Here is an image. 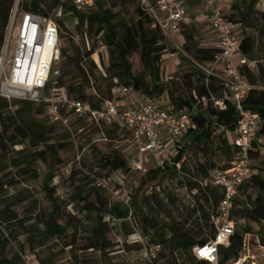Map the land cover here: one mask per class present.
Instances as JSON below:
<instances>
[{"label": "trees", "instance_id": "1", "mask_svg": "<svg viewBox=\"0 0 264 264\" xmlns=\"http://www.w3.org/2000/svg\"><path fill=\"white\" fill-rule=\"evenodd\" d=\"M15 1L0 0V58L1 51L5 46ZM116 1L137 4L138 18L132 21L122 18L115 11L116 4L113 7H107L105 0H98L94 9L77 13L75 16L77 29L85 30L83 49L72 38L68 40V48H61V56L66 58V63L64 65L65 71L61 74L60 84L68 87L74 100L89 102L94 109L101 110L104 101L114 100L117 93L128 88L134 93L150 98H160L167 94L171 103V111L179 112L189 111L194 107L198 98L207 96L209 92L223 95V85L216 78H209L195 64L196 76L195 74L185 76L188 90L175 94L172 86L179 79L174 78L170 83L166 80L165 56L168 51V44L153 16L141 8L140 0ZM260 1L245 0L243 8L237 7L239 20L233 16L227 18L236 27L238 24H242L247 28H260L261 40H263L264 12L256 10ZM44 2L46 0H26L23 10L47 15L48 13L42 8ZM55 3L58 7L61 1L55 0ZM66 11L67 14H71L73 10L66 5ZM62 28L63 34H66L68 30L65 28L64 22H62ZM241 36L243 41L242 55L259 62L257 74L243 70L247 80L260 88V90L250 92L244 103V108L260 115L262 122L259 135L264 136V65H262V61L256 59L260 50V48L258 49L259 43L254 37L245 34ZM92 37H96L98 40L91 47L89 39ZM97 45H100V49L110 51L109 66L105 65V60L98 52ZM183 51L191 55L193 60L202 66L214 62L219 54L218 49H197L193 44L185 46ZM69 52L73 53L72 57L68 56ZM136 55L143 65V75H138L133 71L132 58ZM96 56L98 60L95 59ZM68 78L71 79L69 83L66 81ZM93 79H102L108 83L107 90L102 96L100 95L97 101L94 96L87 97L85 95L86 90L94 88ZM181 83L184 84L183 81ZM14 107L17 109L14 110ZM44 114L51 122L48 108L44 105L25 101L9 102L0 99V264H24L25 257L35 254L38 246H45L55 239L65 238L71 225L74 228L75 240L70 244V247L74 248L77 235L80 232L81 217L84 215L87 217L93 214L97 215L92 228V240L85 247L86 251L99 252L105 255L113 247L114 244L109 236L111 228L105 221L107 216L112 220L121 221L127 229V234L130 237L133 236L132 227L127 224L129 209L122 203L116 202L113 196L109 200L105 191L102 190L107 187L93 188L87 192L85 191L86 187L78 188L74 199L81 202L83 206L76 208V215L69 220L71 224L65 225L62 207L59 199L55 197L58 188L52 186L54 174L43 181L41 189L48 198L51 209L48 212L39 211L36 214V211L32 209L34 203L30 209L27 208L32 214L31 220L35 219L36 225L29 226L30 220H25L18 212V208L27 204L31 199L30 187L39 184L41 179L38 169L39 163H47L51 160L54 164H61L63 161L60 152L66 146L59 144V142H52V138H50L53 132L51 126L39 119ZM239 120L240 114L233 102L228 103L226 111H219L211 104L202 106L193 116V126L184 136L182 143L179 144L171 163L165 169L158 168L147 172V180L156 182L157 190L160 188L158 185L167 182L168 178L171 180L176 177L181 178L184 185L179 190L181 197L177 195V200L174 199L175 201H173L174 206L181 207L182 204L189 203V207H192L200 217L197 222V230L183 232L179 223L163 226L162 229H159V220L155 216L149 217L145 216L144 213L142 214L144 222L150 224L155 230V235L159 237V240H155L154 244L161 247L164 252H169L171 256L180 252L188 255L194 262L196 261V264H202L193 257L194 249L197 246L207 244L215 237V229L210 223V215L213 205L217 207L221 201V192L216 188L204 191L201 189L199 181L217 170L227 169L237 157L238 151L234 147L230 135L227 133L219 134L218 128L224 127L227 130H232L237 126ZM78 121L90 123L85 119H78ZM90 124L95 130L102 132L100 128ZM119 130L128 131L120 125L104 128L106 139L114 140V133ZM16 147H22V149L15 151ZM194 150L205 153V155L210 151L211 154L215 155V158L221 160V155L224 152L227 155L226 162L224 161L225 164L222 166L212 159V162L210 160L206 164L200 163L198 176L197 174L191 176L186 172L185 165L189 152ZM217 151H220L219 155ZM129 157L130 155L126 156L120 150H115L110 156L100 161V167L108 172L106 181L115 173L129 172ZM257 158L264 161V158L254 155V160ZM73 175L75 176L76 173ZM186 178L188 179L186 180ZM20 186H27V188L11 192V189ZM145 186L146 182H143L138 192L143 191ZM250 190H255L256 194H248L247 202L242 203L241 210H236L239 202L237 199L235 201L233 217L237 216L242 219L246 223V227L236 230L230 243L221 247L222 264H232L238 260L243 254L244 244L247 240L256 255L264 251V178L255 174V170L252 179L245 182L240 188L239 196H241L242 191L249 192ZM131 198V205L134 208L133 190H131ZM205 203L209 205L208 208L204 206ZM204 224L211 227L210 235L206 234ZM253 225L261 227L260 232L254 233ZM203 235L206 237H202ZM20 236H27V241L20 245V249L13 256L9 257V249ZM51 263L50 259L40 261V264ZM72 263L99 264L98 261L93 260L83 263L77 255L72 258Z\"/></svg>", "mask_w": 264, "mask_h": 264}, {"label": "built area", "instance_id": "2", "mask_svg": "<svg viewBox=\"0 0 264 264\" xmlns=\"http://www.w3.org/2000/svg\"><path fill=\"white\" fill-rule=\"evenodd\" d=\"M201 1L209 15L219 50L212 68L202 70L223 85V95L209 92L207 96L198 98L192 109L179 112L164 107L162 97L157 100L149 98L140 105L131 104L123 109L114 100H106L101 110L94 109L89 102L74 100L68 87L60 84L61 73L56 69L61 61L62 22L66 16L75 17L77 13L94 9L98 0H62L60 6L47 15L24 11L26 0H16L3 57L0 58V99L44 105L48 108L51 122L65 126H69L74 117L85 119L100 128L105 140L106 127L120 125L131 132L133 151L138 156L129 160V172L115 173L108 179L109 184L98 183L99 188H104L114 186L113 182L117 181L111 193L116 202L129 209L128 220L133 216L132 174L143 172L149 157L156 160L158 168L165 169L174 158L181 140L192 128L193 116L199 108L211 104L219 111H226L228 103L233 102L240 120L234 129L219 127L218 133L230 135L238 155L227 169L217 170L199 181L204 191L219 189L221 201L217 207L213 205L210 215L215 237L207 244L197 246L193 254L202 264H222L220 249L230 243L236 232L233 214L239 190L254 175V155L264 158V136L259 135L261 117L244 108L250 92L260 88L247 80L243 70L254 72L259 62L242 55L241 33L221 10L220 0ZM66 5L72 8L71 14L66 13ZM140 5L153 16L167 44L173 42V36L179 34L183 26L190 24L184 0H140ZM47 47L50 50L45 60ZM10 51L13 53L9 58ZM165 74L168 83L174 80L168 68ZM120 92L126 98L134 93L128 88ZM136 236L134 234L131 238ZM232 264H258L248 240L243 254Z\"/></svg>", "mask_w": 264, "mask_h": 264}, {"label": "rangeland", "instance_id": "3", "mask_svg": "<svg viewBox=\"0 0 264 264\" xmlns=\"http://www.w3.org/2000/svg\"><path fill=\"white\" fill-rule=\"evenodd\" d=\"M58 1L60 2L62 0ZM244 2L245 0H235V2L232 3V9L228 11L227 14L239 20V15L236 10L237 7L243 8ZM105 4L107 7H113L114 4H116L117 7L115 11L119 13L122 18L129 21L138 18L137 4L131 2L126 4L123 1L116 0H105ZM56 7L55 0H46L42 8L46 13H51ZM258 8L264 10V1L259 2ZM63 22L68 32L62 35L61 48H68V40L72 38V40L83 49V33L85 30L77 29V18L74 16H66ZM253 32L254 36L259 39L260 50L256 59L262 61V65H264V39L261 40V30L260 28H253ZM89 40V45L92 47L98 39L92 37ZM97 49L103 56L105 65L109 66L110 51L108 49H100V45H97ZM12 51L9 52V58L13 53ZM1 53V57H3L4 48ZM68 56L72 57L73 53L69 52ZM95 59L98 60L97 56ZM132 61L134 64L133 71L138 75H143L144 68L139 57L137 55L134 56ZM65 63L66 58L61 56V61L56 66V69L61 74L65 71ZM195 72L196 70L193 64L188 62L184 63L183 67L175 75V79H179V81L175 82L176 84L173 86L171 85L175 94L188 90L185 76L189 74H195L196 76ZM70 80V78L66 79L68 83ZM182 81L184 82L183 85L181 83ZM92 84L94 88L86 90L85 95L87 97L94 96L97 101L100 95L102 96L107 90L108 83L102 79H93ZM16 109L17 107H14V110ZM39 119L51 126L53 132L50 138H52V142H59V144H64L66 146L65 149L60 152L63 161L61 164H54L51 160L47 163H39L38 169L41 174L39 184L35 187H30L31 199L28 201V205L24 204L20 206L18 212L25 220H30L29 226L36 225L35 219L31 220L33 217L31 216L32 214L29 213L30 206L34 203L32 209L36 211V214L39 211L48 212L51 209V204L44 193H42L41 189L43 181L51 174H54L52 186L58 188L55 197L59 199L62 207L64 216L63 222L65 225H70L71 223H69V220L76 215V208L83 206L81 202L74 199L77 194V189L83 186L86 187L85 191L87 192L93 188L99 189L98 183L100 182H107L109 184V182L106 181L108 172L100 167V161L110 156L115 150H120L126 156L130 155V160L138 156L137 152L133 151L132 134L126 130H119L114 133V140H105L102 133L91 127L90 123L78 121L76 117L70 120L69 126L50 122L46 114L39 117ZM21 149L22 147H16L15 151ZM217 153L219 155L220 151H217ZM223 154L221 155V160L217 159V157L215 158V155L211 154L210 151H208L207 155L196 150L191 151L189 152L187 164L185 165L186 172L191 176L196 174L198 176V165L200 163L206 164L210 162L211 159L213 161L216 160L218 165L222 166L225 164L224 161L227 157L224 152ZM145 163V170L143 172L132 174L131 190H133V198L135 197V199L133 216L131 220L127 221V224L129 227H132L133 235L137 234L135 238H131L127 234V229L122 225L123 223L121 221L112 220L107 216L105 221L111 228L109 236L114 244L113 247L110 248L105 255L99 252L86 251L85 247L92 240V228L97 215L93 214L90 217L84 215L81 217L82 223L80 225V232L77 235V242L74 248L70 247V244L75 240L74 228L71 225L65 238L55 239L45 246H38L35 250V254H30L25 257L24 264H40V261L45 259H50L52 262L51 264H73L72 258L75 255H77L83 263L93 260L98 261L99 264H196V261L194 262L192 258L186 254L177 252L174 256H171L169 252H164L161 247L154 244V241H158L159 237L155 235V230L152 229L151 225L144 222L142 218L143 213L145 216H155L159 220V229H162L163 226L179 223L183 232H194L197 230V222L200 217L192 207H189V203L182 204L181 207L174 206L173 201H175L174 199L177 200V195L181 197V192L179 193V190H181L184 185L181 178L176 177L173 180L168 178L169 180L167 182L165 181L163 184L158 185L160 188L157 190L155 187L157 183L152 180L148 181L146 178L147 172L158 169L156 160L154 158L150 159L149 157ZM253 165L255 174H259L264 178V161L257 158L254 160ZM74 173H76L75 176L73 175ZM187 179L188 178H186V180ZM115 182L117 181L115 180ZM115 182H113L114 186H116ZM143 182H146V186L143 191L138 192ZM114 186L107 185V188L102 189L105 191V195L109 200L112 199L111 191ZM26 188L27 186L16 187L11 189V192ZM248 194H256V192L255 190H250L249 192L242 191L241 196L237 198L239 205L236 210H241L242 203L247 202L246 197ZM204 206L207 208L209 207L206 203ZM27 208L29 209L27 210ZM234 222L237 231L246 227V223L237 216L234 217ZM204 227L206 229V234L210 235L212 230L211 227L206 226V224H204ZM39 228L41 229L42 227L40 226ZM253 228L254 233H258L262 229L256 225H253ZM204 236L205 235L202 237ZM26 241L27 236H20L16 242H13L8 251V256H13V254L20 249V245L24 244ZM253 254L256 255L254 252ZM258 254L259 255H256L257 263L264 264V251ZM163 255L164 257H161Z\"/></svg>", "mask_w": 264, "mask_h": 264}, {"label": "crops", "instance_id": "4", "mask_svg": "<svg viewBox=\"0 0 264 264\" xmlns=\"http://www.w3.org/2000/svg\"><path fill=\"white\" fill-rule=\"evenodd\" d=\"M185 5L188 12V19L190 21L189 25L183 26L182 30L179 34L173 36V42L168 44V51L165 56L166 69L170 71V76L175 78V75L179 72V70L183 67L185 62L195 64L199 68L211 69L214 62L207 64L206 66H202L199 63L193 60L191 55L186 54L183 51L185 46L189 44H193L197 49L210 50L217 49V37L210 26V18L207 12L205 11L204 5L201 0H184ZM262 1V0H261ZM235 0H220V8L225 14L226 17L228 11L232 9V3ZM259 5V4H258ZM257 8L256 10L264 12L261 8ZM237 11V10H236ZM238 31L241 35H248L254 37L253 28L244 27L242 24L237 25ZM259 40L258 38H256ZM259 43V42H258ZM259 49V44H258ZM258 56V55H257ZM165 69V70H166ZM220 70V69H219ZM254 73H258V69L254 71ZM166 77V74H165ZM163 99V105L167 109H170V99L165 94L161 96ZM150 97L133 93L130 98H126L123 93L119 92L114 97L115 104L120 108H126L131 104L140 105L142 102L146 101ZM151 99H159V98H151ZM153 157H150L152 159Z\"/></svg>", "mask_w": 264, "mask_h": 264}, {"label": "bare ground", "instance_id": "5", "mask_svg": "<svg viewBox=\"0 0 264 264\" xmlns=\"http://www.w3.org/2000/svg\"><path fill=\"white\" fill-rule=\"evenodd\" d=\"M49 50H50V49L47 47V48L45 49V51H44V59H45V60H46L47 57H48Z\"/></svg>", "mask_w": 264, "mask_h": 264}]
</instances>
